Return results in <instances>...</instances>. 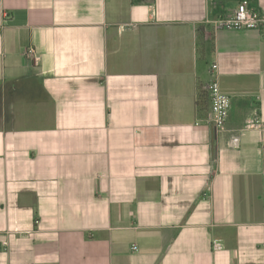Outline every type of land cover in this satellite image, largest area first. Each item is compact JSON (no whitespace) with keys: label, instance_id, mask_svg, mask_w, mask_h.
Wrapping results in <instances>:
<instances>
[{"label":"crops","instance_id":"crops-1","mask_svg":"<svg viewBox=\"0 0 264 264\" xmlns=\"http://www.w3.org/2000/svg\"><path fill=\"white\" fill-rule=\"evenodd\" d=\"M240 1L0 0V264H264V32L212 23Z\"/></svg>","mask_w":264,"mask_h":264},{"label":"built area","instance_id":"built-area-1","mask_svg":"<svg viewBox=\"0 0 264 264\" xmlns=\"http://www.w3.org/2000/svg\"><path fill=\"white\" fill-rule=\"evenodd\" d=\"M212 23L217 29H255L264 32V12L250 7L247 0H241L231 13L215 18ZM25 54L27 57H33L34 49L28 47ZM209 73L210 78L207 84V92L211 101L209 121L216 129L222 130L224 129L225 121L230 110L231 100L220 88L217 63L214 62L210 65ZM247 127L257 128L262 133V162L264 164V120L256 117L254 120L248 121ZM212 247L217 250L220 249L222 245L219 241H214Z\"/></svg>","mask_w":264,"mask_h":264},{"label":"trees","instance_id":"trees-1","mask_svg":"<svg viewBox=\"0 0 264 264\" xmlns=\"http://www.w3.org/2000/svg\"><path fill=\"white\" fill-rule=\"evenodd\" d=\"M207 47H209L210 45H206Z\"/></svg>","mask_w":264,"mask_h":264}]
</instances>
